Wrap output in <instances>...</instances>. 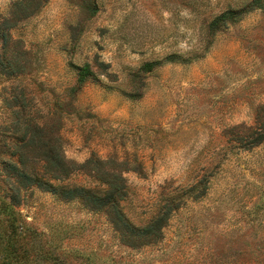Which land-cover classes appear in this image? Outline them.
<instances>
[{
	"label": "rangeland",
	"instance_id": "rangeland-1",
	"mask_svg": "<svg viewBox=\"0 0 264 264\" xmlns=\"http://www.w3.org/2000/svg\"><path fill=\"white\" fill-rule=\"evenodd\" d=\"M0 264H264V0H0Z\"/></svg>",
	"mask_w": 264,
	"mask_h": 264
},
{
	"label": "trees",
	"instance_id": "trees-1",
	"mask_svg": "<svg viewBox=\"0 0 264 264\" xmlns=\"http://www.w3.org/2000/svg\"><path fill=\"white\" fill-rule=\"evenodd\" d=\"M231 15V12L222 14L211 24L210 28L213 29L220 24H225L226 22L230 21ZM154 67V64H147L143 67L142 70L144 73H150L154 69ZM90 76L91 73L89 72L88 67H84L79 71L77 81L82 84ZM36 142H40V137L37 138ZM43 151L44 155L42 162H44L45 164L44 169L46 170L49 179L52 181L60 180V178H62V176L64 175V164H62V162L58 159V156L49 155L47 150H45L44 148ZM13 157L16 158V162L8 161L6 162L5 166L6 168L11 170V173H8L9 179L11 180L12 178H14L15 183L17 184V186H19V183H17L16 179L18 178V182H21L23 178H26V176L23 173L24 168H18L20 165H22L21 156L14 155ZM9 184L10 185L8 191L10 192V199L14 200L17 187H14V185L11 183ZM37 186L42 188L44 191H48L49 189L44 184H38ZM62 194L64 197L71 201H85L89 204L86 206L89 207L90 210L96 212L103 211L108 218V223L111 225L118 237L122 240H136L138 238H144L149 236L151 232H153L149 227L144 229L143 231H139L127 222L121 212V209L119 208V203L123 200L124 193L122 192V188H118L113 183L104 185V190H101L97 193L86 191L83 189H74Z\"/></svg>",
	"mask_w": 264,
	"mask_h": 264
}]
</instances>
